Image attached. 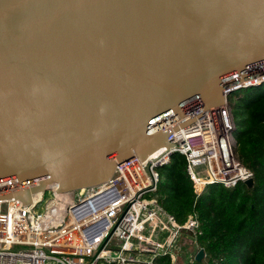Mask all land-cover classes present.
I'll list each match as a JSON object with an SVG mask.
<instances>
[{"label":"water","instance_id":"obj_1","mask_svg":"<svg viewBox=\"0 0 264 264\" xmlns=\"http://www.w3.org/2000/svg\"><path fill=\"white\" fill-rule=\"evenodd\" d=\"M263 80L264 0H0V200L100 185Z\"/></svg>","mask_w":264,"mask_h":264},{"label":"built area","instance_id":"obj_2","mask_svg":"<svg viewBox=\"0 0 264 264\" xmlns=\"http://www.w3.org/2000/svg\"><path fill=\"white\" fill-rule=\"evenodd\" d=\"M228 99L174 132L176 147L121 163L100 185L58 194L51 186L26 205L1 199L0 264H156L160 257H168L170 264L195 261L202 249L198 220L189 216L180 224L161 208L155 198L158 170L173 154L184 156L197 197L209 185L233 188L253 179L235 154ZM44 196L45 212L35 213Z\"/></svg>","mask_w":264,"mask_h":264},{"label":"trees","instance_id":"obj_3","mask_svg":"<svg viewBox=\"0 0 264 264\" xmlns=\"http://www.w3.org/2000/svg\"><path fill=\"white\" fill-rule=\"evenodd\" d=\"M228 104L235 154L253 174L251 188L213 184L197 197L180 154L158 170L155 198L161 208L180 224L189 216L198 220L197 244L204 258L190 264H264V82L234 91ZM156 264H170V259L160 257Z\"/></svg>","mask_w":264,"mask_h":264},{"label":"rangeland","instance_id":"obj_4","mask_svg":"<svg viewBox=\"0 0 264 264\" xmlns=\"http://www.w3.org/2000/svg\"><path fill=\"white\" fill-rule=\"evenodd\" d=\"M48 201V197L47 196H44L43 198V202L40 203L36 209L34 210L35 213H44L45 212V206H46V203ZM188 249V247H186V250Z\"/></svg>","mask_w":264,"mask_h":264}]
</instances>
